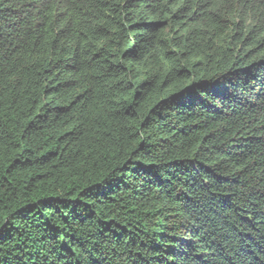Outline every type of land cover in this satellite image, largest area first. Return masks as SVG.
<instances>
[{
	"label": "trees",
	"instance_id": "trees-1",
	"mask_svg": "<svg viewBox=\"0 0 264 264\" xmlns=\"http://www.w3.org/2000/svg\"><path fill=\"white\" fill-rule=\"evenodd\" d=\"M0 264H264V0H0Z\"/></svg>",
	"mask_w": 264,
	"mask_h": 264
}]
</instances>
